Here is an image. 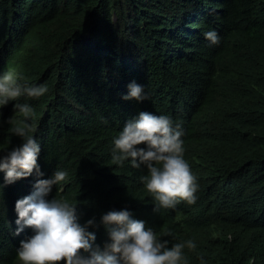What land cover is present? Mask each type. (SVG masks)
Instances as JSON below:
<instances>
[{"label": "trees", "instance_id": "obj_1", "mask_svg": "<svg viewBox=\"0 0 264 264\" xmlns=\"http://www.w3.org/2000/svg\"><path fill=\"white\" fill-rule=\"evenodd\" d=\"M248 10L241 16L238 5ZM215 30L213 45L204 33ZM240 41V56L224 45ZM44 84L38 99L21 97L34 109L29 121L41 146L43 177L35 172L4 184L0 172V264H21L15 203L37 179L66 171L48 199L77 203L80 223L95 218L96 244L108 240L101 216L127 209L160 235L187 213L155 207L140 180L147 169L112 162L114 139L141 111L167 115L184 130V158L197 177L195 223L175 238L189 264H264V0H0V75ZM148 99L122 97L132 82ZM9 104L0 111V154L22 143ZM195 115H213L214 131L200 129ZM143 146V145H141ZM231 237V239H229ZM63 264V262H61Z\"/></svg>", "mask_w": 264, "mask_h": 264}, {"label": "clouds", "instance_id": "obj_2", "mask_svg": "<svg viewBox=\"0 0 264 264\" xmlns=\"http://www.w3.org/2000/svg\"><path fill=\"white\" fill-rule=\"evenodd\" d=\"M238 6L241 16H237L236 21L248 17L247 8L240 4ZM204 36L213 45L220 43L215 30L205 32ZM236 37L235 43L224 46L238 58L240 41ZM128 89L122 99L138 102L148 99L143 85L133 81ZM47 92L48 88L44 84L21 83L18 75L12 71L0 75V109L14 101V109L22 115L18 123L11 119L8 121L13 124L12 133L20 137L22 143L0 154V172L4 173V184L27 178L33 172L37 177L44 176L38 164L41 146L33 135L35 128L29 122L34 117V109L28 103L17 101L21 97L38 99ZM193 123L197 128L210 131L218 127L213 115H195ZM183 136V128L174 125L171 117L141 111L126 121L114 139L112 149L114 165L123 167L125 161H130L134 168L143 165L147 169L148 174L141 176L140 180L154 201V213L160 209L175 210L181 202L189 204L187 213L176 224L157 235L152 227L146 226L144 220L134 218L127 209L108 211L100 220L108 236L101 247L96 244L95 232L88 230L89 227H98L94 217L81 224L77 203H70L63 198L48 199L53 186L68 180L66 171L56 170L51 178L37 179L33 191L15 203L18 225L15 234L19 235L25 227L31 228L34 233L21 240L17 248L21 264H189L184 248L186 246L189 250H195L197 245L192 240L177 238L170 242L165 238H175V234L186 223L198 220L194 204L198 200L199 183L184 158ZM200 260L201 264H205L202 256Z\"/></svg>", "mask_w": 264, "mask_h": 264}]
</instances>
